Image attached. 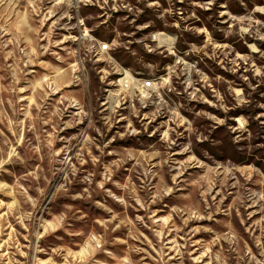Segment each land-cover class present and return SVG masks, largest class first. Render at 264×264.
<instances>
[{
  "label": "rangeland",
  "instance_id": "obj_1",
  "mask_svg": "<svg viewBox=\"0 0 264 264\" xmlns=\"http://www.w3.org/2000/svg\"><path fill=\"white\" fill-rule=\"evenodd\" d=\"M0 264H264V0H0Z\"/></svg>",
  "mask_w": 264,
  "mask_h": 264
},
{
  "label": "built area",
  "instance_id": "obj_2",
  "mask_svg": "<svg viewBox=\"0 0 264 264\" xmlns=\"http://www.w3.org/2000/svg\"><path fill=\"white\" fill-rule=\"evenodd\" d=\"M160 36H155L154 38H159ZM100 52H106L108 50V45L101 44L99 45ZM118 77L116 84L114 85L118 91L124 94H127L130 98V102L133 101L131 98L132 95L137 97L138 103L142 109L148 107V101L152 100L154 94L158 92L159 79L151 78L149 80H144L139 77L133 76L128 69H125L119 65ZM112 94V93H111ZM116 97L115 94H112L109 98L110 100ZM126 102V101H124ZM123 102V103H124ZM152 103V101H151ZM151 103L149 105H151ZM110 104V103H109Z\"/></svg>",
  "mask_w": 264,
  "mask_h": 264
},
{
  "label": "bare ground",
  "instance_id": "obj_3",
  "mask_svg": "<svg viewBox=\"0 0 264 264\" xmlns=\"http://www.w3.org/2000/svg\"><path fill=\"white\" fill-rule=\"evenodd\" d=\"M167 40H169V39H167Z\"/></svg>",
  "mask_w": 264,
  "mask_h": 264
}]
</instances>
